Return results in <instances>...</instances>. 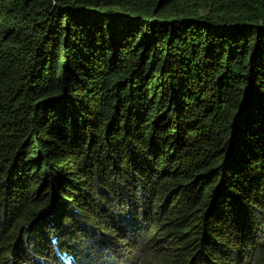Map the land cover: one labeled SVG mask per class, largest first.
I'll list each match as a JSON object with an SVG mask.
<instances>
[{"label":"trees","instance_id":"obj_1","mask_svg":"<svg viewBox=\"0 0 264 264\" xmlns=\"http://www.w3.org/2000/svg\"><path fill=\"white\" fill-rule=\"evenodd\" d=\"M0 264H264V0H0Z\"/></svg>","mask_w":264,"mask_h":264}]
</instances>
